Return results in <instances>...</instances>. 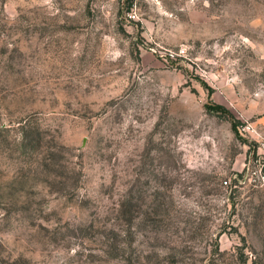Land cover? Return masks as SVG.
<instances>
[{"label": "rangeland", "instance_id": "obj_1", "mask_svg": "<svg viewBox=\"0 0 264 264\" xmlns=\"http://www.w3.org/2000/svg\"><path fill=\"white\" fill-rule=\"evenodd\" d=\"M0 264H264V0H0Z\"/></svg>", "mask_w": 264, "mask_h": 264}]
</instances>
